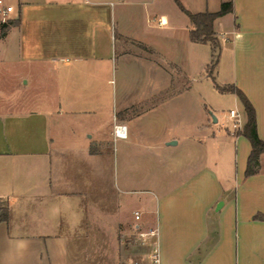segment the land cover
<instances>
[{
  "label": "crops",
  "instance_id": "obj_1",
  "mask_svg": "<svg viewBox=\"0 0 264 264\" xmlns=\"http://www.w3.org/2000/svg\"><path fill=\"white\" fill-rule=\"evenodd\" d=\"M6 1L0 264H101L103 245L116 261L120 234L137 226L154 232L148 264L155 251L160 264H264V153L246 177L236 95L221 94L240 129L208 128L212 45L191 40L175 0ZM180 1L192 13L233 2L215 22V77L246 94L264 141V0Z\"/></svg>",
  "mask_w": 264,
  "mask_h": 264
},
{
  "label": "trees",
  "instance_id": "obj_2",
  "mask_svg": "<svg viewBox=\"0 0 264 264\" xmlns=\"http://www.w3.org/2000/svg\"><path fill=\"white\" fill-rule=\"evenodd\" d=\"M178 7L190 19L193 29L190 32L191 40L199 44L212 45L213 54L212 61L208 66V77L212 80L214 88L220 94H233L236 95L241 101L246 114V124L243 129L238 131L237 134L247 138L251 144V153L248 158L247 169L245 172L246 177H251L260 171V156L264 153V141L260 139L257 130V115L256 110L246 96V94L236 87L235 85L221 86L217 83L215 71L220 61L221 44L215 31V22L220 17L233 12V2L223 3L218 12H203L192 13L188 11L180 0H175ZM5 29L3 30V34ZM9 218V209L6 204L0 200V222L7 221Z\"/></svg>",
  "mask_w": 264,
  "mask_h": 264
},
{
  "label": "rangeland",
  "instance_id": "obj_3",
  "mask_svg": "<svg viewBox=\"0 0 264 264\" xmlns=\"http://www.w3.org/2000/svg\"><path fill=\"white\" fill-rule=\"evenodd\" d=\"M219 81V82H218ZM217 82L222 85V79L217 80ZM209 88L210 93L212 92L214 96H208V102L212 103L214 105V108H209L207 111V122L209 124V129L214 130L217 134L220 132L226 131L227 128L231 129L234 125L233 119L230 117V108L233 107V104L228 100L222 98V95L217 92L216 89H211L212 82L209 81ZM203 87V84H199V90L201 92V88ZM212 90V91H211ZM203 91V90H202ZM206 92V90H205ZM203 103V102H202ZM204 104V103H203ZM204 107L200 106L199 111V120L200 123L205 122L204 118ZM215 118H218V123L215 122ZM132 208H129L128 210H125V216L129 221L133 223H141V221H136L135 218L132 215ZM110 229L104 228V239L106 236H108L106 233L109 232ZM120 242L117 246V253L118 258L116 261L112 260L110 252L114 250V245H103L102 252L103 254H98L97 259L102 257V263L101 264H133V263H139V264H148V254L150 253V248L147 244H149V240L146 244L142 243L141 238L138 235V232L135 230V228L132 229L129 235L123 234L119 238ZM94 252V251H93ZM94 263V262H93ZM92 263V264H93ZM99 264V262L97 263Z\"/></svg>",
  "mask_w": 264,
  "mask_h": 264
},
{
  "label": "built area",
  "instance_id": "obj_4",
  "mask_svg": "<svg viewBox=\"0 0 264 264\" xmlns=\"http://www.w3.org/2000/svg\"><path fill=\"white\" fill-rule=\"evenodd\" d=\"M14 13H15V7L13 5L8 3L6 0H0V25H8L14 19ZM230 117L234 121L233 127L235 129H240V124H241L240 114L237 111L232 110L230 111ZM115 135L118 138H126L127 136L126 127L121 125L115 126ZM140 218H141V214L139 212H136L135 219L140 220ZM135 230L138 232V235L141 238L143 244H146L147 241L149 240L150 235H153L154 233V232H150V234H148L141 232L139 226H137ZM150 264H160V257L158 251H155L152 254Z\"/></svg>",
  "mask_w": 264,
  "mask_h": 264
},
{
  "label": "water",
  "instance_id": "obj_5",
  "mask_svg": "<svg viewBox=\"0 0 264 264\" xmlns=\"http://www.w3.org/2000/svg\"><path fill=\"white\" fill-rule=\"evenodd\" d=\"M215 121H216V118H215Z\"/></svg>",
  "mask_w": 264,
  "mask_h": 264
}]
</instances>
